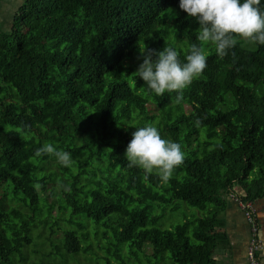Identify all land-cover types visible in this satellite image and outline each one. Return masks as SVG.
Masks as SVG:
<instances>
[{"label": "trees", "instance_id": "trees-1", "mask_svg": "<svg viewBox=\"0 0 264 264\" xmlns=\"http://www.w3.org/2000/svg\"><path fill=\"white\" fill-rule=\"evenodd\" d=\"M197 29L178 0H23L0 30V264L27 259L52 201L67 226L50 236L44 264L91 253L90 236L106 242L103 264H221L232 186L240 201L264 197V45L237 38L222 59L212 46L179 99L156 96L135 73L140 48L173 46L183 61ZM145 123L184 153L166 183L124 157ZM44 143L71 164L38 155ZM182 203L206 214L160 227L165 207L154 205Z\"/></svg>", "mask_w": 264, "mask_h": 264}, {"label": "clouds", "instance_id": "clouds-1", "mask_svg": "<svg viewBox=\"0 0 264 264\" xmlns=\"http://www.w3.org/2000/svg\"><path fill=\"white\" fill-rule=\"evenodd\" d=\"M261 0H178L179 9L195 19L199 43L187 45L183 61L173 46L158 52L140 48L141 62L135 73L156 96L165 92H180L198 78L206 67L205 45L214 46L217 58L222 59L236 43L264 45V7ZM154 54V55H153ZM198 123V121H197ZM38 155L51 154L62 166L71 164L70 154L44 143L36 149ZM128 167H136L145 176L155 175L166 183L176 167L183 163L184 153L179 143L165 139L153 124L135 126L124 148Z\"/></svg>", "mask_w": 264, "mask_h": 264}, {"label": "rangeland", "instance_id": "rangeland-1", "mask_svg": "<svg viewBox=\"0 0 264 264\" xmlns=\"http://www.w3.org/2000/svg\"><path fill=\"white\" fill-rule=\"evenodd\" d=\"M173 38V37H172ZM174 42V41H173ZM206 55H208L211 51L212 45L204 46ZM162 50V48H159ZM50 169H54L56 167L55 161H51L49 163ZM238 185H233L232 189L234 192L237 191ZM53 198H49L48 202L50 203ZM255 202V201H254ZM53 207L51 209V217H47V223L37 221L36 226L32 229V239L36 242V244L31 245L29 248L23 249V255L27 258L25 261H19L17 256L16 260L13 264H44L47 260H51L50 256L47 254V250L49 248V238L50 236L54 237L55 234H59L60 227H66L67 224L60 218H56V212L58 208V203L53 202ZM165 207L164 215L159 221V226L162 228L170 227L171 225L180 222L184 219V217H192V215L206 214L205 211H198L194 207L187 206L185 204H181L179 209L170 211L167 205H154L153 212H161L162 208ZM56 223V224H55ZM51 226V227H50ZM54 231L56 233H54ZM91 246L93 251L87 255H78L77 261H71L70 264H103L104 255H107V250L105 249V240L99 239L95 241L93 236H90ZM126 260V259H125ZM58 258L55 259L54 263H57ZM109 261L111 264H118L115 259L109 256Z\"/></svg>", "mask_w": 264, "mask_h": 264}, {"label": "crops", "instance_id": "crops-1", "mask_svg": "<svg viewBox=\"0 0 264 264\" xmlns=\"http://www.w3.org/2000/svg\"><path fill=\"white\" fill-rule=\"evenodd\" d=\"M23 0H1L0 1V30L9 32L13 25L14 16L17 14ZM238 186L235 195L226 198L225 209L219 217L223 220L221 230L226 234L227 245L217 249L215 257L221 264H248L246 253L249 238V226L238 206L237 195L241 194ZM258 220L263 247L259 254L264 264V197L252 202Z\"/></svg>", "mask_w": 264, "mask_h": 264}, {"label": "built area", "instance_id": "built-area-1", "mask_svg": "<svg viewBox=\"0 0 264 264\" xmlns=\"http://www.w3.org/2000/svg\"><path fill=\"white\" fill-rule=\"evenodd\" d=\"M238 206L242 210L249 226V238L246 253L248 264H262L259 254L263 247V240L260 234L259 224L257 223V217L253 203L239 200Z\"/></svg>", "mask_w": 264, "mask_h": 264}]
</instances>
